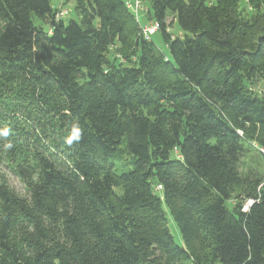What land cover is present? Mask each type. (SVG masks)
<instances>
[{
  "label": "trees",
  "instance_id": "trees-1",
  "mask_svg": "<svg viewBox=\"0 0 264 264\" xmlns=\"http://www.w3.org/2000/svg\"><path fill=\"white\" fill-rule=\"evenodd\" d=\"M72 1L0 0V264H264V0Z\"/></svg>",
  "mask_w": 264,
  "mask_h": 264
},
{
  "label": "rangeland",
  "instance_id": "rangeland-1",
  "mask_svg": "<svg viewBox=\"0 0 264 264\" xmlns=\"http://www.w3.org/2000/svg\"><path fill=\"white\" fill-rule=\"evenodd\" d=\"M127 1H131L135 5L138 4L143 9L142 11L140 10L139 12L141 25L145 23L152 24L155 22L154 18H152V13L149 12L150 7H151L150 0H127ZM52 4L54 7H57L59 11L62 9L69 11V13L64 16L65 20H69L70 18H78V12L75 9V1L66 3L65 0H52ZM240 8L246 17H251L252 15H255L257 13L256 10L252 8L248 0H241ZM167 26H168L167 31L171 33L174 37L184 35V32L181 30L174 15L172 14H170L167 18ZM152 38L160 46H162L163 48H166V45L164 44L163 42L164 40L161 35V29H159V32H157ZM114 54H116V49H115V46H112L110 55H114ZM263 87L264 86L262 85L261 87H259V89ZM240 169H241V174L243 176H247L248 178H250V180L254 178H258V177H263L264 176L263 156L253 146L251 148H248L246 153L242 157ZM0 176L8 184L11 190L25 197L30 196L31 183L25 176H22L15 171L12 160L8 158L4 159L3 163L0 166ZM243 200H245L246 204L248 203L247 198L245 199L243 198ZM169 227L174 236L176 243L182 245L183 239H182L180 230L172 218L169 220ZM179 264H189V263L182 262Z\"/></svg>",
  "mask_w": 264,
  "mask_h": 264
},
{
  "label": "built area",
  "instance_id": "built-area-1",
  "mask_svg": "<svg viewBox=\"0 0 264 264\" xmlns=\"http://www.w3.org/2000/svg\"><path fill=\"white\" fill-rule=\"evenodd\" d=\"M127 5L128 7L133 11V13L135 14V16L140 20L139 17V12L140 10L142 11L143 9L140 7V5H135L133 2L131 1H127ZM69 13L68 10L62 9L60 11H58L57 14V18H63L65 15H67ZM142 28V32L143 34L147 37V38H152L157 32H159L160 29V24L158 21H155L152 24H142L141 25ZM262 152L264 154V148H262ZM162 186L159 185L157 189H161Z\"/></svg>",
  "mask_w": 264,
  "mask_h": 264
},
{
  "label": "clouds",
  "instance_id": "clouds-1",
  "mask_svg": "<svg viewBox=\"0 0 264 264\" xmlns=\"http://www.w3.org/2000/svg\"><path fill=\"white\" fill-rule=\"evenodd\" d=\"M75 131L78 133V131H79V130H78V129H76ZM69 142H71V140H69Z\"/></svg>",
  "mask_w": 264,
  "mask_h": 264
}]
</instances>
